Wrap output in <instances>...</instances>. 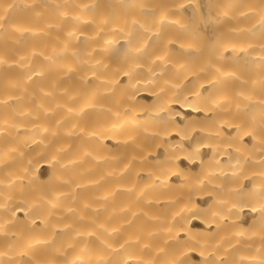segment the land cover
<instances>
[{
    "label": "bare ground",
    "instance_id": "bare-ground-1",
    "mask_svg": "<svg viewBox=\"0 0 264 264\" xmlns=\"http://www.w3.org/2000/svg\"><path fill=\"white\" fill-rule=\"evenodd\" d=\"M0 264H264V0H0Z\"/></svg>",
    "mask_w": 264,
    "mask_h": 264
}]
</instances>
